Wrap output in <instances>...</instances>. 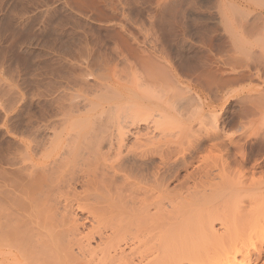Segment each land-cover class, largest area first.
Returning a JSON list of instances; mask_svg holds the SVG:
<instances>
[{
    "label": "bare ground",
    "instance_id": "1",
    "mask_svg": "<svg viewBox=\"0 0 264 264\" xmlns=\"http://www.w3.org/2000/svg\"><path fill=\"white\" fill-rule=\"evenodd\" d=\"M135 63L122 72L87 62L93 83L74 90L80 99L56 105L44 128L27 122L28 140L5 149L0 264H264L262 94L244 96L226 121L215 113L225 86L211 85L213 100L199 94L191 110L194 95L169 62ZM201 148L219 159L191 156Z\"/></svg>",
    "mask_w": 264,
    "mask_h": 264
},
{
    "label": "rangeland",
    "instance_id": "2",
    "mask_svg": "<svg viewBox=\"0 0 264 264\" xmlns=\"http://www.w3.org/2000/svg\"><path fill=\"white\" fill-rule=\"evenodd\" d=\"M222 11L231 19L229 29L219 21ZM260 33L264 34V0H0V157L5 149L28 140L21 128L28 127L29 121L44 128L58 118L59 105H66L73 92L75 101L80 99L74 90L93 83L91 76L82 74L87 62L91 69L116 62L122 72L136 61L137 71L146 61L169 62L174 79L189 86L187 95H194L191 110L199 94L209 97L214 87L225 86L219 88L223 92L219 103L215 102L222 110L217 105L215 113L231 121L244 96L245 104L252 95L261 97L257 96L261 93L264 98V38L260 39ZM260 65L261 79L255 71ZM250 85L253 89L246 92ZM236 90L240 93L230 97ZM177 91L178 85L175 99ZM226 129L228 133L241 131ZM202 149L191 156L219 159L217 150Z\"/></svg>",
    "mask_w": 264,
    "mask_h": 264
}]
</instances>
